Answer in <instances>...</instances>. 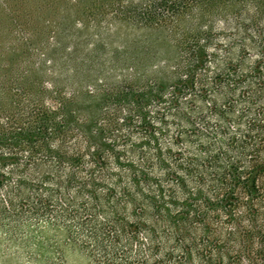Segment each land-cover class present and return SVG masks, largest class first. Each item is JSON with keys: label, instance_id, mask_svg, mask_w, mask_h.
Listing matches in <instances>:
<instances>
[{"label": "trees", "instance_id": "1", "mask_svg": "<svg viewBox=\"0 0 264 264\" xmlns=\"http://www.w3.org/2000/svg\"><path fill=\"white\" fill-rule=\"evenodd\" d=\"M0 264H264V0H0Z\"/></svg>", "mask_w": 264, "mask_h": 264}, {"label": "rangeland", "instance_id": "2", "mask_svg": "<svg viewBox=\"0 0 264 264\" xmlns=\"http://www.w3.org/2000/svg\"><path fill=\"white\" fill-rule=\"evenodd\" d=\"M52 19L54 17H51ZM51 22V21H50ZM66 27L69 29V31L71 33H74V39H77V37L81 36L83 38H81V40L83 39V42L81 43V46L82 47H85V46H91L93 44H99V45H108L110 44L109 41L108 44L107 42L102 39H98L97 37V34L95 33L96 32V26L94 24H98V23H94L93 21L89 20L87 21L86 23V26L82 27L80 26L79 24H76L74 22V26L73 24L71 23V21L68 19L66 20ZM110 24H111V19H110V16H106V18H104L103 21H101L100 25L101 27H103L104 29V32L107 31V29L110 27ZM56 25V22L54 21L53 22V27H55ZM105 34V33H103ZM75 41L74 40V44H75ZM54 44V40H49L48 42V45H53ZM70 45V44H68ZM112 45H119V43L115 42V43H112Z\"/></svg>", "mask_w": 264, "mask_h": 264}]
</instances>
